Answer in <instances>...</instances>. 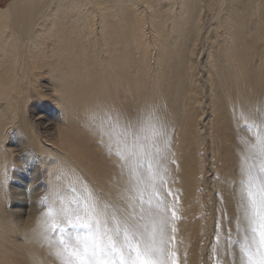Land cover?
I'll return each instance as SVG.
<instances>
[{"label": "bare ground", "instance_id": "bare-ground-1", "mask_svg": "<svg viewBox=\"0 0 264 264\" xmlns=\"http://www.w3.org/2000/svg\"><path fill=\"white\" fill-rule=\"evenodd\" d=\"M149 113L171 135L162 195L178 217L168 232L177 264H236L227 240L236 235L235 185L242 141H255L244 124L264 122V0H9L0 8V264H30L31 251L60 264L54 246L25 241L54 192L76 208L87 185L126 208L128 173L108 149L131 146L129 131ZM62 227L53 239L71 242L83 230Z\"/></svg>", "mask_w": 264, "mask_h": 264}, {"label": "snow or ice", "instance_id": "snow-or-ice-1", "mask_svg": "<svg viewBox=\"0 0 264 264\" xmlns=\"http://www.w3.org/2000/svg\"><path fill=\"white\" fill-rule=\"evenodd\" d=\"M244 127L255 130V141H242L240 177L235 185L236 235L230 234L227 240L229 248L235 245L236 264H264V122H245ZM145 131L148 134L141 135ZM128 134L131 146L126 140L115 152L108 149L109 155L120 159L121 170L128 173L127 188L121 196L127 201L126 208L103 200L87 185L86 195L76 208L65 207L58 192L52 194L43 213L49 217L45 242L55 247L60 264H177L176 252L170 247L175 237L168 232L178 217L174 210L169 215L171 206L162 195L167 183L163 161L171 145L170 131L149 113ZM168 195H172L170 190ZM62 222L83 230L71 242L61 236L53 239L54 229L63 231ZM215 227L214 256L223 243L219 220ZM215 264L224 262L216 259Z\"/></svg>", "mask_w": 264, "mask_h": 264}, {"label": "clouds", "instance_id": "clouds-1", "mask_svg": "<svg viewBox=\"0 0 264 264\" xmlns=\"http://www.w3.org/2000/svg\"><path fill=\"white\" fill-rule=\"evenodd\" d=\"M7 159L6 153L0 151V162ZM3 198V193L0 192V199ZM57 219H61L57 217ZM49 217L46 215H38L31 222L27 233L25 235V241L32 249L40 248L45 244V236L48 231ZM30 264H43L41 258L35 251L29 253Z\"/></svg>", "mask_w": 264, "mask_h": 264}, {"label": "rangeland", "instance_id": "rangeland-1", "mask_svg": "<svg viewBox=\"0 0 264 264\" xmlns=\"http://www.w3.org/2000/svg\"><path fill=\"white\" fill-rule=\"evenodd\" d=\"M7 1H9V0H0V8L4 7L5 4L7 3Z\"/></svg>", "mask_w": 264, "mask_h": 264}]
</instances>
